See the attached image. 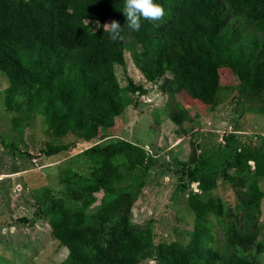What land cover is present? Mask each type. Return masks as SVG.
Listing matches in <instances>:
<instances>
[{
    "label": "trees",
    "instance_id": "obj_1",
    "mask_svg": "<svg viewBox=\"0 0 264 264\" xmlns=\"http://www.w3.org/2000/svg\"><path fill=\"white\" fill-rule=\"evenodd\" d=\"M109 20L115 22L111 28ZM237 20L242 21L240 27L234 26ZM130 38L140 45L156 39L151 58L139 64L148 80L162 78V89L182 97L171 111L179 126L190 116V105L214 101L226 69L239 77L251 97L264 95V0H0V71L9 81L8 109L26 118L44 114L58 136L76 131L92 139L100 128L114 125L132 94L149 91L133 80L122 86L117 76L116 66L124 63ZM67 147L49 144L38 155L51 156ZM192 148L183 169L199 188L190 190L197 217L195 238L192 243H161L159 263L253 264L237 250L239 243L250 249L259 230H239L234 211L213 195V189L220 178L235 183L234 172L249 171L248 161H259L262 154L230 147L219 164L197 154L195 142ZM85 151L100 158L101 166L86 185L67 187L74 200L109 189L120 166L148 169L154 164L145 148L119 138ZM122 157L126 163L119 161ZM249 178L240 180L244 187L237 196L256 207L263 192L252 171ZM59 215L53 234L69 251L60 264H137L138 258L151 254V236L130 221V207L104 210L90 223L82 212L73 214L69 208L61 207ZM211 215L226 221L228 246L204 259L199 246L212 238ZM106 217L109 221H102Z\"/></svg>",
    "mask_w": 264,
    "mask_h": 264
},
{
    "label": "rangeland",
    "instance_id": "obj_2",
    "mask_svg": "<svg viewBox=\"0 0 264 264\" xmlns=\"http://www.w3.org/2000/svg\"><path fill=\"white\" fill-rule=\"evenodd\" d=\"M241 22L237 20L234 26L240 27ZM106 25L111 28L115 22L109 20ZM97 27L95 22L94 28ZM155 40L140 45L127 39L125 61L116 66L119 81L126 86L133 80L149 91L141 97L132 94L130 104L114 125L100 128L99 134L90 140L76 131L62 136L54 134L42 113L35 112L26 118L22 112L9 110L6 105L9 81L0 71V264L65 261L68 248L52 230L61 207L69 208L73 214L82 212L88 223L96 221L104 210L110 209L112 213L130 207V221L137 225L138 231L151 236L148 248L151 254L138 258L137 264H160L161 243H192L195 238L197 217L190 203V190L199 192V188L183 169L193 154L192 142L196 143L197 154L212 163L221 164L230 147L262 154L259 161H248L249 171L232 170L237 176L235 183L218 179L213 195L232 208L233 221L239 230H259L250 249L239 243L234 251L253 264H264V95L251 97L240 85L239 77L226 69L221 73L214 101L190 105V116L179 126L173 121L171 111L182 97L169 95L160 86L164 79L150 81L140 67L154 53ZM115 138L145 148L154 158V164L148 169L120 166L109 189L99 190L87 199L69 197L68 186L86 185L101 166L100 158L85 150ZM49 144L69 147L51 156L38 155ZM119 161L127 162L123 157ZM251 171L263 192L256 207L237 196V191L244 187L240 180L249 182ZM211 216L212 238L209 244L199 246L204 259L212 258L216 252L223 253L228 246L226 221L221 223ZM101 219L109 221L107 217Z\"/></svg>",
    "mask_w": 264,
    "mask_h": 264
},
{
    "label": "built area",
    "instance_id": "obj_3",
    "mask_svg": "<svg viewBox=\"0 0 264 264\" xmlns=\"http://www.w3.org/2000/svg\"><path fill=\"white\" fill-rule=\"evenodd\" d=\"M136 93H137V95L139 94V95H140V97H141V95H143V94H144V93H141V92H140V90H137V91H136ZM136 93H135V95H136Z\"/></svg>",
    "mask_w": 264,
    "mask_h": 264
}]
</instances>
